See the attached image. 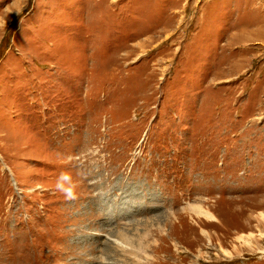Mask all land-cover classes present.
<instances>
[{
  "label": "rangeland",
  "instance_id": "rangeland-1",
  "mask_svg": "<svg viewBox=\"0 0 264 264\" xmlns=\"http://www.w3.org/2000/svg\"><path fill=\"white\" fill-rule=\"evenodd\" d=\"M0 264H264V0H0Z\"/></svg>",
  "mask_w": 264,
  "mask_h": 264
},
{
  "label": "clouds",
  "instance_id": "clouds-1",
  "mask_svg": "<svg viewBox=\"0 0 264 264\" xmlns=\"http://www.w3.org/2000/svg\"><path fill=\"white\" fill-rule=\"evenodd\" d=\"M68 180H69L68 176L61 175V177L59 178L57 187L59 190L65 192V194L71 198L73 196L72 188L71 187L65 188L64 183H63L64 181H68Z\"/></svg>",
  "mask_w": 264,
  "mask_h": 264
}]
</instances>
